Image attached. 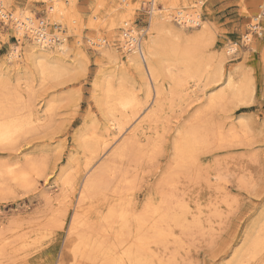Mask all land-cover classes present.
<instances>
[{
	"label": "bare ground",
	"instance_id": "1",
	"mask_svg": "<svg viewBox=\"0 0 264 264\" xmlns=\"http://www.w3.org/2000/svg\"><path fill=\"white\" fill-rule=\"evenodd\" d=\"M9 1L0 0V18L17 44L0 65V202L16 191L38 192L39 179L47 181L46 189L38 192L47 204L39 229H67L57 264H68L67 257L70 264H177L175 254L163 259L165 250L181 245L184 235L204 223L202 205L191 206L180 179H203L222 162L220 156L206 166L202 156L238 145L248 127L232 112L239 103H250L254 83L249 74L224 70L238 44L210 51L215 37L202 18L206 0H149L150 25L141 30L132 20L145 0H98L96 11L102 14L95 11L89 26L105 30L107 41L102 34L89 37L100 53L93 102L62 165L65 143L34 151L25 146L35 136L55 141L80 114V93L57 90L88 73L83 19L76 0H44L52 3L44 18L21 5L13 8ZM260 2L262 9L250 28L264 18V0ZM73 35L77 39L71 42ZM253 35L245 36L246 43ZM64 107L69 109L68 121ZM145 165L159 173L139 200L134 191L145 179ZM55 173L54 183L49 176ZM222 176L217 173L215 180ZM217 184L213 186L219 188ZM52 186L57 189L54 196ZM12 223L10 227L20 222ZM1 231L0 259L20 251L28 259L44 249L39 235L31 237L33 231L11 236ZM263 252L264 205L225 264H257Z\"/></svg>",
	"mask_w": 264,
	"mask_h": 264
},
{
	"label": "rangeland",
	"instance_id": "2",
	"mask_svg": "<svg viewBox=\"0 0 264 264\" xmlns=\"http://www.w3.org/2000/svg\"><path fill=\"white\" fill-rule=\"evenodd\" d=\"M148 1L145 0L142 8L136 11L132 20L133 26H136L139 30L146 29L150 25L149 15L145 8V6H148ZM183 1L187 0H181L180 2L182 3ZM188 1L194 2L195 0ZM9 2L13 8L17 7L18 9L21 5L20 8H26L28 12L37 13L39 18H44L46 14L49 15L51 13L50 10L46 11L48 5L52 4L49 1L11 0ZM97 2L98 0H76V9L83 19L81 32L82 47L90 59L88 73L80 77L76 81V84H70L65 89L60 88L57 90L58 92H60L59 90H64L61 92L65 93L70 91L76 92L77 90L83 97L82 109L77 118L78 121L76 120L63 134L56 137L55 141H47L41 135L35 136L33 139L31 138L29 140L32 142L30 143L31 145L25 146V149L34 151V149H53L61 142L65 143L66 148L65 146L63 147L62 165L66 163L65 161H67L73 148L72 140L74 132L81 125L83 115L87 113L90 103L93 102L91 97L92 80H94L98 69L100 53L99 47L95 46L97 44L90 42L89 37L97 39L103 35L107 41V35L104 33L105 30L89 26L90 17L95 15ZM259 3H261L260 0H245L244 6L242 0H206V3L203 5L202 18L205 22L209 23L215 37L214 43L209 48L210 51L225 50L226 45L229 43L238 44V51L229 53V57L224 63V70L227 73L238 70L240 73L249 74L248 76L253 81L252 83H254V93L250 99V103H239L232 112L233 118L238 123L243 122L248 125L245 132L242 133L238 145L219 152L216 151L203 155L202 159L206 166L214 163L213 160L220 156L219 159L222 163L219 166L213 165L208 175L205 174L204 178L200 179V181L197 178L191 181L180 179L181 183H179V186L185 192V198L191 206L195 208L197 203L202 205L204 223L203 227L195 229L193 234L192 232L186 236L181 234L180 236H183L182 239H184L181 245L178 243L175 246L170 244L171 248H165L167 251L165 250L163 259L166 261L169 260L168 256L171 258V255L175 254L172 260H178L174 261L177 264H225L231 259V252L238 246L244 231L257 218L259 210L264 205V18L262 19V34L253 35L252 40L247 43L241 42L242 37L250 28V23L262 9ZM96 12L102 14V11ZM50 18L53 19L54 16L50 15ZM74 37L77 36H70L71 42L77 39ZM13 43L17 44V38L5 25V21L0 18V65L6 61L9 49ZM115 44L118 47L119 42L115 41ZM62 111H64L63 117H66L65 119L68 121L70 117L69 109L64 107ZM36 144L37 146H35ZM165 162L166 158L162 157L160 165H164ZM145 166L144 170L147 169L145 179L138 184L134 191L137 196L139 195V200L143 199V195L159 173L158 168H151L149 165L147 168V165ZM217 173H220L221 176L223 175V179L218 182L215 180ZM57 174H51L49 180L55 183ZM240 179L246 181V184L244 183V185ZM46 183L47 181L44 178L39 179L38 192L46 189ZM214 183H218L219 188L213 186ZM221 188L223 191H221ZM56 190L52 186L49 191L54 196ZM38 192L30 191L24 193L16 191L13 197L0 202V231L2 230L3 236L33 231V234L30 233L31 237H35L36 234L39 235L40 240L42 239L45 243L44 249L41 252H34L28 259L23 258L24 254H22V251L15 252L10 257L0 259V264H43L45 260L51 261L52 264L59 262L66 240L67 229L62 231L55 229V231H52L53 229L51 230L50 228L46 230L39 229L42 220H44L41 218L44 216L41 212L47 209V204L46 200ZM54 204L56 205L57 201H54ZM216 208L220 211L216 212ZM16 220L20 223L10 227L11 224L13 225L12 222ZM6 227L10 229L8 230ZM7 230L9 233H7ZM35 230L40 231L36 233ZM180 232L179 229L176 230L177 234ZM50 234L52 235L51 237ZM176 250L177 253H175ZM157 251L161 252L160 249H157ZM261 258L264 260V252L259 261H257V264L260 263ZM66 262L70 264L71 257H67Z\"/></svg>",
	"mask_w": 264,
	"mask_h": 264
},
{
	"label": "built area",
	"instance_id": "3",
	"mask_svg": "<svg viewBox=\"0 0 264 264\" xmlns=\"http://www.w3.org/2000/svg\"><path fill=\"white\" fill-rule=\"evenodd\" d=\"M148 7H149V8L151 7V3H150V5H149ZM145 8H146V6H145ZM145 8H144V9H145ZM262 22H263V21H261V22H260V21H256L255 24H253V26H251L250 31H249V30L247 31L246 35H249L251 32H253V33H255L256 35H258V33H259L260 31L262 32V31H263V30H262V29H263V28H262V25H263ZM246 35H244V36L242 37V39H241V42H242V43H245V42L247 41V38H245Z\"/></svg>",
	"mask_w": 264,
	"mask_h": 264
}]
</instances>
